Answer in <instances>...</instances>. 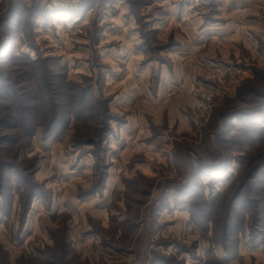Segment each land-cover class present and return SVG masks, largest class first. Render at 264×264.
I'll list each match as a JSON object with an SVG mask.
<instances>
[{
    "label": "rangeland",
    "instance_id": "obj_1",
    "mask_svg": "<svg viewBox=\"0 0 264 264\" xmlns=\"http://www.w3.org/2000/svg\"><path fill=\"white\" fill-rule=\"evenodd\" d=\"M0 48V264H264V0H0Z\"/></svg>",
    "mask_w": 264,
    "mask_h": 264
},
{
    "label": "built area",
    "instance_id": "obj_2",
    "mask_svg": "<svg viewBox=\"0 0 264 264\" xmlns=\"http://www.w3.org/2000/svg\"><path fill=\"white\" fill-rule=\"evenodd\" d=\"M61 2H72V3H81L86 0H59Z\"/></svg>",
    "mask_w": 264,
    "mask_h": 264
},
{
    "label": "trees",
    "instance_id": "obj_3",
    "mask_svg": "<svg viewBox=\"0 0 264 264\" xmlns=\"http://www.w3.org/2000/svg\"><path fill=\"white\" fill-rule=\"evenodd\" d=\"M1 55H2V51H1V48H0V56H1ZM34 195H35V194L32 192V194L30 195V198L32 199Z\"/></svg>",
    "mask_w": 264,
    "mask_h": 264
}]
</instances>
